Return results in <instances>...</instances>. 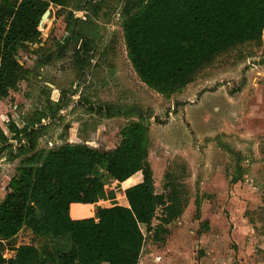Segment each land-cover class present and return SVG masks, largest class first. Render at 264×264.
Segmentation results:
<instances>
[{"label": "rangeland", "instance_id": "obj_1", "mask_svg": "<svg viewBox=\"0 0 264 264\" xmlns=\"http://www.w3.org/2000/svg\"><path fill=\"white\" fill-rule=\"evenodd\" d=\"M124 5L125 0L50 3L39 38L18 50L26 72L11 89L19 92L12 101L27 104L28 114L21 117L37 128L35 148L70 143L112 150L119 130L139 121L140 114L148 126L143 164L169 208L156 210L139 264H155L154 256L164 259L165 245L180 264H231L242 258L264 264L263 41L220 49L180 92L165 98L138 79L127 59ZM110 112L116 114L109 117ZM9 124L15 146H7V154L22 155L20 134ZM95 173L106 189L96 206L125 205L127 185L109 182L101 168ZM164 213L172 219L162 225ZM24 244L67 247L64 238L39 237L23 228L3 241L2 252L11 254Z\"/></svg>", "mask_w": 264, "mask_h": 264}, {"label": "trees", "instance_id": "obj_2", "mask_svg": "<svg viewBox=\"0 0 264 264\" xmlns=\"http://www.w3.org/2000/svg\"><path fill=\"white\" fill-rule=\"evenodd\" d=\"M57 2L0 0V99L26 72L18 50L39 38L40 18ZM122 17L131 67L142 83L168 98L220 49L261 40L264 0H125ZM136 116L140 120L127 122L119 130V143L108 151L70 143L37 149V128L13 127L20 134L22 159L0 201V264H138L156 210L169 206L154 191L151 169L143 164L148 126ZM96 166L109 182L129 185L131 176L141 174L139 182L123 191L127 206H96L106 192L102 175L93 171ZM171 219L164 213L160 223ZM23 228L39 237L64 238L67 247L24 244L13 257L3 258V241Z\"/></svg>", "mask_w": 264, "mask_h": 264}, {"label": "crops", "instance_id": "obj_3", "mask_svg": "<svg viewBox=\"0 0 264 264\" xmlns=\"http://www.w3.org/2000/svg\"><path fill=\"white\" fill-rule=\"evenodd\" d=\"M38 28H39V31H42L43 24ZM261 40L264 43V27L262 30ZM8 94L9 95H7L5 98L0 99V201L3 199V197L6 194V187L8 185V182L15 175L16 167L18 166V163L20 160L19 157L22 156L18 152H10L9 154H7L8 153L7 152L8 151L7 146H11L12 148H14V146H15L14 141L11 139V137L13 136V133H10V131H9V128H10L9 123H11L12 127L16 128L18 130H21L24 128H28V129L30 128V126L29 127L26 126L25 119H23V117H21L25 114H28L27 113L28 110H26V106H25L27 104H24V102H23L24 99L18 100V98L17 99L15 98V100L12 101L14 96L19 97L18 91L9 90ZM50 101H51V103L57 102L55 96H52V98H50ZM18 105L20 107L16 110V107ZM19 109H20V112L18 111ZM22 141H23V139H21V143H22ZM17 146H19V144ZM98 169L100 170V167H97V166L94 167V169H93L94 173ZM129 179H131V182H132L131 184L139 182L141 179V174L138 172V173L134 174L133 176H131ZM114 182H116V181H114ZM121 184H123V182ZM131 184L127 185L126 188L128 186H130ZM98 204H100V201L98 202ZM119 205L127 206V202L125 205L124 204L123 205L119 204ZM21 231H22V229L19 232H21ZM236 231L240 232V229H236ZM245 231H247V230H245ZM19 232L16 234V236L19 234ZM16 236H14V237H16ZM183 241L180 240L179 243H182ZM15 248H16V246H15ZM169 251H170V249L168 248L167 245H165L164 252L166 253V257L164 259H160L159 256L158 257L154 256V263L155 264H180L179 260L172 258L171 255L168 254ZM7 252H8V250H5L3 252V258H5V259H9V258L13 257L15 254V250H11L10 251L11 254H9V252H8V255H7ZM169 256L171 258H169ZM139 262H140V260H139ZM139 262H138V264H139ZM231 264H257V263L254 262L253 260L242 258V259H239L237 261H233Z\"/></svg>", "mask_w": 264, "mask_h": 264}, {"label": "water", "instance_id": "obj_4", "mask_svg": "<svg viewBox=\"0 0 264 264\" xmlns=\"http://www.w3.org/2000/svg\"><path fill=\"white\" fill-rule=\"evenodd\" d=\"M48 14H49V11H48V10H46V11L43 13V15H42L41 18H40V21H39L38 27H40V26L42 25V21H43L45 18H47Z\"/></svg>", "mask_w": 264, "mask_h": 264}, {"label": "built area", "instance_id": "obj_5", "mask_svg": "<svg viewBox=\"0 0 264 264\" xmlns=\"http://www.w3.org/2000/svg\"><path fill=\"white\" fill-rule=\"evenodd\" d=\"M38 30H39V28H38ZM24 142V140L22 141V143ZM99 202V201H98Z\"/></svg>", "mask_w": 264, "mask_h": 264}]
</instances>
